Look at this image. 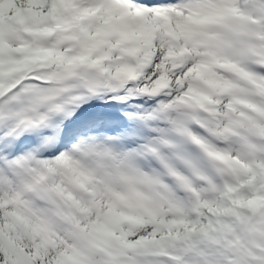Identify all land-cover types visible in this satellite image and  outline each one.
Listing matches in <instances>:
<instances>
[{"label":"rangeland","instance_id":"1","mask_svg":"<svg viewBox=\"0 0 264 264\" xmlns=\"http://www.w3.org/2000/svg\"><path fill=\"white\" fill-rule=\"evenodd\" d=\"M34 6L36 4H32V0H21L9 13L20 9L31 12V15L37 16L34 21L39 24L43 9L38 5L33 14ZM150 8L142 6L147 11L145 14H141L140 10L130 13L133 24L129 27L121 23L120 12L116 15L119 19L117 23L107 24L103 18L102 23L91 30L84 26L80 50L85 53L87 60H83V68L74 75L84 73L87 69L85 66L91 69V74L100 73V81L94 86H87L98 94H94V99L107 106L109 94L114 92L119 76L126 69L120 55L125 54L127 49L133 50L143 73L140 77L136 72L133 73L132 82L124 87L132 101L124 103L123 108L118 105V111H114L121 116L123 114L122 117H131L133 125L134 120L145 119L147 114L154 117L156 111H161L165 99L170 96L168 93L173 94V97L176 94L180 96V91L187 84L182 75L192 71L196 60L195 49L185 42L181 34L182 21L165 16L160 9ZM9 13L4 14L3 18L7 20ZM53 31L37 27L32 32L38 39L34 46L22 42V38L8 37L4 43L0 42V264H96L100 259L105 264H229L230 259L236 261L238 253L240 258L237 264H252L253 259H256L254 264L263 263L264 220L249 219L245 215L254 199H264V81L259 83L262 89L260 99L256 102L257 108L245 115L234 107L237 100L232 92V84L221 73L210 71L204 79L210 88L209 100L201 116L209 118L212 127L228 124L230 132L234 129L231 134H234L232 137L235 139L233 144L225 141L217 145L210 143L214 148H201L205 149L203 155H208L207 158L217 157L221 160L219 165H215L214 161L213 168L217 172L215 185L210 188L207 184L196 190L197 195H201V189L204 192L208 188V193L198 198L195 211L182 217L174 216L167 221V217L159 220L149 218L153 220L154 227L151 228L143 224L149 207L139 208L137 214L131 215L135 218V224L126 222L120 228V225L117 226L115 245L100 249L101 256L92 262L80 257L81 247H76L74 242L78 236L86 239L91 217L98 218V223L102 224L99 217L107 211L97 209L92 200L87 198L91 190L80 191V185H76V179L71 178L68 172H64L61 167L55 169L43 165L38 168L33 161L34 155L25 149V146L31 148L32 138L44 137L48 143L52 133L46 132L61 130L69 118L73 120L78 117L76 111H70L73 110L70 104L72 94L54 89L57 87L54 82L67 74L69 53L64 49L67 41L61 42L58 33L54 34ZM155 32L158 34L156 41L152 40ZM86 51H90V54H86ZM94 63L96 65L92 69ZM160 89L168 91L166 98L149 103L147 95ZM221 108L224 110L223 115ZM249 126L256 129L260 148L254 142L249 146L254 148L247 147L248 144L243 142L250 135ZM22 127H26L27 131H20ZM206 130V127H201L202 133H206ZM192 131L190 129L188 132ZM80 132L91 135L102 131L96 127ZM77 135L69 137L72 140ZM42 141L39 140L40 144ZM51 147L45 151L52 152L59 144H52ZM60 147L57 155L69 157L67 148L66 152L61 151L67 146ZM50 157L52 155L48 159ZM25 174H32L31 179L42 178L41 184L33 187L34 194L23 195L21 192L27 185ZM227 206L232 207L231 211L225 212ZM166 222H171V226L166 225L161 230L160 225ZM233 223L239 225V230L232 231ZM153 228L161 230L155 237L164 245L160 249L137 247L139 242L141 246L147 241L146 233L153 234ZM203 242L209 246L207 254L196 251ZM243 256L250 258V262H243ZM153 258L160 259L155 263Z\"/></svg>","mask_w":264,"mask_h":264},{"label":"bare ground","instance_id":"2","mask_svg":"<svg viewBox=\"0 0 264 264\" xmlns=\"http://www.w3.org/2000/svg\"><path fill=\"white\" fill-rule=\"evenodd\" d=\"M12 1H13V4H15L17 2L18 3L21 2V0H12ZM24 1H28V0H24ZM29 1H31V0H29ZM43 1L46 2L47 0H42L41 2H39L38 0H32V4H41V3H43ZM198 2H199V0H164L165 5H163L160 9L163 12V14H165V16L167 15L171 18H175L179 22L183 21V22L194 23V21H196L197 23L195 26H193V30L199 32L200 30L204 29V26L206 23L205 17L210 16V11H203V10L199 9L198 8V6H199ZM105 4H107V5L111 4V7L109 9H104ZM105 4H102V7H101L102 12H101V16L99 19L110 18V20L112 22H117L118 19L116 18V14H117V11L119 10L120 4L115 0H105ZM12 5H10V7ZM127 8H129V6H127ZM7 10L0 12V17L2 16V13L4 14ZM15 14H17V13L13 12V15H15ZM19 16L21 17V14L18 16L16 15V17H19ZM170 22H171V20H170ZM201 25H202V27H201ZM75 36H76V34H74L72 32H67L64 34V38H73ZM8 37H9V34L6 32V25L2 26V24L0 23V42L4 43ZM60 49H61V46H60ZM128 57L133 58V55H131V54L125 55V56H123V59L126 60ZM82 59L83 58L81 57V61H82ZM204 63H205V60H204ZM204 63H203L202 75H204V73L207 69V66ZM72 66L73 65H71L68 68L67 74H63V76L59 77V79H60L59 81L54 82L55 84H57V87H54V89L57 91H65L66 94L68 92H70V94L76 95L77 100H79V99H82L83 97H85V95L81 94L79 91H75L76 89L74 88V83L70 81V76H71L70 70H71ZM125 67L128 68L127 64H125ZM127 70H128V73L132 72V70L129 68ZM194 74H196V73H194ZM186 76L187 75H182L183 79H185ZM185 80H186L187 84H190L193 87L192 91L191 90L188 91L187 99H189V100L193 99L196 92H201L203 94V96H202L203 98H200L199 100L205 104L206 103V97L209 96L210 90L208 91L205 87L197 86L196 82H194V81H189L188 79H185ZM211 88H213V87H211ZM62 89H65V90H62ZM55 94H57V93H55ZM212 94H214V93H212ZM86 96H88V92L86 93ZM114 96L117 97L116 95H114ZM166 96H167L166 91L163 90L162 93L160 94V97L166 98ZM168 96L169 97H167L166 99L164 98L165 102H164L162 107L165 110V114L169 115L170 113L174 112L176 109H171L168 106L170 104L175 103V102L177 103V101H180V99H179V96H177V94L174 95V97H173V94L168 93ZM237 97L240 98L241 100H246V102H248L249 104H253L248 99L243 98L240 92L237 93ZM261 97H262V95H261ZM118 102H119V100H116L115 108L117 107L116 104ZM232 102H233V100H232ZM251 106L255 109V106H253V105H251ZM152 109H154V108H152ZM232 111H231V113H232ZM221 112L223 115L224 114L223 108H221ZM142 113H144V112H142ZM235 115H237V114H235ZM245 115H243V116H245ZM122 116H123V114H122ZM149 117H152V116H149L147 114V117L144 120H147ZM155 117H156V115H154L153 118H155ZM99 118H100V122L93 123V125L100 124L99 126H97V128L102 129L101 131L105 132L106 134H100L98 132V133H94V134L89 135V134H86L83 132L85 134L84 136H81V135H79L77 137L74 136L75 138L73 140H71V142L69 141L65 145L67 147H65V146H62L59 144L61 139L58 138L59 137L58 134L56 132H54L51 134V139L49 140V142L48 143L46 142L45 145L44 144L42 145L40 152L43 153V157H42V160H40V159L36 160V163L41 166V163L43 162L45 166L47 165V167H50V168L54 167L56 169L57 168L59 169L61 167L60 169L65 170L64 172H68L71 175V178L76 179V181H77L76 185H78V184L80 185V191H82V190L88 191L89 189L91 190V194L89 193V195H87V198L88 199L90 198V200H92L94 206L97 207V209H100L101 211L102 210L108 211L109 209L110 210H118L120 208L116 207L111 202V200H110L111 198L109 196H110V193H112L111 191L114 190L115 188L119 187L121 184L131 182L130 176L132 174L131 165L133 164V160H132L131 156H127L126 158H124L127 154L126 149H128L130 144L135 142V140L138 137L149 138L150 135L152 134V132L140 133L141 130L138 128V126L135 123H134L133 127L125 126L126 124H128L125 119H123L119 116H116V115H114V116L112 114L110 115V113H105L103 115L92 114L89 116L88 122H93L95 120H99ZM131 119L132 118L130 117L129 120H131ZM197 119L199 121V124H202L207 128V130H206L207 132L206 133L204 132V133L191 134L190 137L186 138V139H180V138H182V136H181L178 138V139H180V141H177L179 143L174 142V144H170L168 146V148L170 149V153L175 154L174 160H171L169 157H167L164 154L165 150H158L157 159L158 158L162 159V161L165 164V168L167 170L173 171L175 174L174 179H173V183L170 185H166L163 183L160 186V188L157 189L156 195H154L152 197L145 195L146 189L144 190L143 186H133L134 194H133V197L131 198V204L127 205L124 209L125 214H131L132 215L133 213H136L139 208H142L144 206L149 207L146 210V213H148V216H147V218L145 216V220L143 219V224L147 228L148 227H150V228L154 227L153 226V220H150L149 218H152L154 220H159L161 217L163 219L167 217L168 218V219H166V221H167V220H171V218H174V216H178V215H181L183 213V210L187 206V201H188L187 199H185L186 195H188V190L187 189L185 190L182 187L183 183L190 184L191 185L190 187L195 188V189L202 187V186L205 187L207 184H208V186H210L211 184L214 183L213 171L210 167V165H214V163H213L214 161L212 162L211 158H209V157L207 159H203L202 155H199V152H198V150L200 148H202V147H204V148L213 147L212 145H209V144L211 143V144L217 145V143H216L217 141H221V142L228 141L229 144H233L235 142L234 137H232L234 134L233 135L231 134V132L233 133L232 130H234V129L231 127L232 129L230 132V130L227 126L228 124L227 125L222 124V127L220 126L218 128L217 126L212 127L210 125V120L207 117H202V116H200V114H198ZM222 119H224V116H222ZM235 119H237V118H235ZM134 122H135V120H134ZM222 122H224V120ZM84 123H87V121H82V119L79 117V120H78L79 127ZM230 124H232V123L230 122ZM233 124H235V123H233ZM70 126H71V130L74 133L79 128L76 124H74L71 121H70ZM102 126H104V127H102ZM235 126H237V125H235ZM190 128H189V130H190ZM128 130L135 131V132L140 133V134L135 135V132H134V135L128 136L127 138L122 137L121 136L122 133L126 132ZM210 131H212V132H210ZM111 133H112V135H116V137L112 141L108 137V136H110ZM237 140L239 141V139H237ZM243 142H246V144H248L247 147H249L251 145V141L249 139H247V140L243 139ZM69 143H72V144L69 145ZM52 144H55V145L59 144V147H56L53 150H51L52 152H46L45 149L50 147ZM108 144H113L116 147L115 150H113L112 152L109 151L107 158L100 157L99 153L97 154V152H99L98 149L107 147ZM253 145H255V144H253ZM60 146L68 149V156L69 157L65 158V156H58L57 155V153L60 152V150H59L61 148ZM243 147H244V145H243ZM249 148H254V147H249ZM244 149H246V148H244ZM252 152H254V151H252ZM256 153H257V151H256ZM55 154H56V156H55ZM49 155H52V157H50V159H48ZM72 155L75 157V159L72 157ZM220 162L221 161H219L218 163H220ZM150 164H151L150 168L142 170L141 175L144 176L147 174H151V175L153 174L151 172L153 171L154 166H156L158 164V161L156 160V158H154L152 161H150ZM188 167L191 170H189ZM160 170H162V169H160ZM26 177H28V175H26L25 178ZM22 181H24V180H22ZM36 183L38 185V181L34 180L31 182V185L34 186ZM177 188H179V189H177ZM176 189L178 190V193L176 192ZM204 192H205V190H204ZM180 193H182V195H179ZM201 210L203 211V209H201ZM127 219L129 220V221H127L128 223L135 224V218L127 217ZM90 221L91 222H89L87 231L99 232L100 234H97V235H99L101 237L102 245L106 246V245H111V244L115 243L114 237L116 236V228L117 227L112 228V233H114L113 238L108 239L103 235V232H104L103 227L104 226H103V224L98 223V218L91 217ZM166 223H168V222H166ZM163 224L164 223H162V225H160L161 228H162ZM160 229L153 228V234L152 235L149 233H146V236L148 237V239L146 242L142 243L141 246H146V247L151 248V249H157V248L160 249V247H162L164 245V243L155 237L161 231ZM168 231H167V233H168ZM83 235H85V234H83ZM118 240H119V238L116 241H118ZM83 241H84V239H83ZM78 243H79V241H77V243L75 242V244H77V245H78ZM78 247H79V245H78ZM82 254H84V256L93 257V258L99 256L97 251L89 250V249H86L85 247L80 249V255H82Z\"/></svg>","mask_w":264,"mask_h":264},{"label":"trees","instance_id":"3","mask_svg":"<svg viewBox=\"0 0 264 264\" xmlns=\"http://www.w3.org/2000/svg\"><path fill=\"white\" fill-rule=\"evenodd\" d=\"M231 209H232V207L227 206V207H225V212H229V211H231ZM245 216L248 217L249 219L258 218L259 220H264V199H261V201H259V199H254L252 207L246 213ZM231 228H232V231H236V230H239L240 227H239L238 224L233 223ZM208 249H209V246L206 245V243H204V244H201V246L199 247L198 250H200V252H202V253L207 254L208 253ZM239 256H240V254L238 253L236 255V261H232L230 259L228 263L229 264H237L238 258H240ZM247 258H248L247 256H243V262H248L249 263L250 262L249 261L250 258L249 259H247ZM255 260L256 259H253V262H256ZM253 262H252V264H254ZM257 264H259V262ZM261 264H264V262L263 263L261 262Z\"/></svg>","mask_w":264,"mask_h":264}]
</instances>
